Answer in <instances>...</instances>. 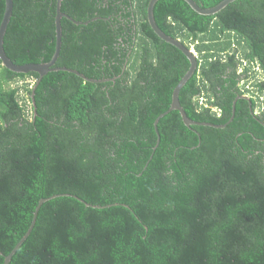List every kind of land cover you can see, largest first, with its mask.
Wrapping results in <instances>:
<instances>
[{"label":"trees","instance_id":"1","mask_svg":"<svg viewBox=\"0 0 264 264\" xmlns=\"http://www.w3.org/2000/svg\"><path fill=\"white\" fill-rule=\"evenodd\" d=\"M56 2L13 0L12 62L52 58ZM148 3L62 0L81 24L61 18L55 66L110 80L49 71L35 110L38 73L0 60V264L43 198L7 264H264V0L213 15L154 4L158 27L197 58L179 92L202 123L190 126L168 111L189 60L152 30Z\"/></svg>","mask_w":264,"mask_h":264},{"label":"water","instance_id":"2","mask_svg":"<svg viewBox=\"0 0 264 264\" xmlns=\"http://www.w3.org/2000/svg\"><path fill=\"white\" fill-rule=\"evenodd\" d=\"M5 1V6H4V13H3V17L1 19L0 22V60L2 61V64L4 66H6L9 70L17 72V73H28V72H36L38 73V79L36 80L35 84L32 87V91H31V99H32V103L34 106V110H35V99H34V92H35V88L37 86V84L39 83L40 79L49 71H53V70H64V71H69L72 73L77 74L78 76H80L81 78L85 79V80H89L92 82H104L110 79H92L87 77L86 75H84L83 73L77 71L76 69H72V68H68V67H61V66H55V62L57 60V57L59 55V51L61 48V42H62V26H61V18L65 17L71 21H73L76 24H81V22H78L76 20H74L73 18H71L69 15L61 12L60 10V4L62 0H57L56 2V15H55V51L54 54L52 55V58L47 61V62H42V63H25V64H15L14 62H12L10 60V58L7 56V54L5 53L4 47H3V37L7 28V25L9 23L10 17L12 15V10H13V0H4ZM157 0H149L148 3V7H147V17H148V22L152 28V30L164 41L174 45L175 47H177L181 52H183V54L186 56V58L189 60V67L187 69V71L185 72V74L182 76V78L179 80V82L177 83V85L174 87L173 92H172V101L170 104V107L168 109V111L170 110H177L182 118V121L184 123V125L186 126H190L193 124H202L198 121H194L192 119H190L185 110L183 109V107L180 104L179 101V92L182 88V86L186 83V81L189 79V77L194 73L195 69L197 68L198 62H197V58L195 53L193 52V50L191 48H188L185 44H183L179 39L174 38L168 34H166L165 32H163L158 25L155 22L154 19V15H153V6L156 3ZM186 1L189 6L196 12H198L199 14L202 15H213L217 12H219L220 10H222L225 6H227L229 3L235 1V0H222L219 3H217L215 6L212 7H208V8H204L199 6L194 0H184ZM94 19V18H93ZM87 23V22H85ZM239 98H246L247 100H249V98L247 96L241 95V96H237L235 98V100L233 101L232 104V112L234 114L235 112V104H236V100ZM165 113V112H164ZM164 113H161L154 121V127L155 130L157 132V143L159 142V134L157 131V122L158 120L164 115ZM233 114L231 115L229 121L232 119ZM206 125H211L214 127H224L226 125L225 124H211V123H203ZM55 196V195H53ZM51 196V197H53ZM47 200V198H43L39 201L36 210L33 214V218L30 224V227L28 229V231L24 234V236L19 240V242L15 245V247L13 248V250L5 256L4 259V263L3 264H7L12 256V254L15 252V250L20 246V244L25 240V238L28 236L31 228L33 227V224L35 222V218L37 215V211L40 207V205ZM87 205H91L86 203ZM93 207H96V205H92Z\"/></svg>","mask_w":264,"mask_h":264},{"label":"rangeland","instance_id":"3","mask_svg":"<svg viewBox=\"0 0 264 264\" xmlns=\"http://www.w3.org/2000/svg\"><path fill=\"white\" fill-rule=\"evenodd\" d=\"M30 83H32V82H30ZM241 83H242V82H241ZM243 95H244V96H248V94H247V93H246V94H243ZM261 106H262V105H260V107H258V108H257V111H258V112H260V111H261Z\"/></svg>","mask_w":264,"mask_h":264},{"label":"clouds","instance_id":"4","mask_svg":"<svg viewBox=\"0 0 264 264\" xmlns=\"http://www.w3.org/2000/svg\"><path fill=\"white\" fill-rule=\"evenodd\" d=\"M192 50H193V48H191ZM193 52H194V50H193ZM195 53V52H194Z\"/></svg>","mask_w":264,"mask_h":264},{"label":"flooded vegetation","instance_id":"5","mask_svg":"<svg viewBox=\"0 0 264 264\" xmlns=\"http://www.w3.org/2000/svg\"><path fill=\"white\" fill-rule=\"evenodd\" d=\"M248 97V96H247ZM253 112V111H252Z\"/></svg>","mask_w":264,"mask_h":264}]
</instances>
